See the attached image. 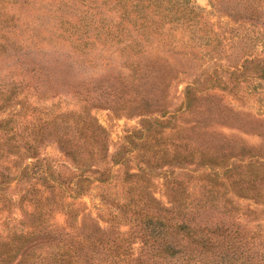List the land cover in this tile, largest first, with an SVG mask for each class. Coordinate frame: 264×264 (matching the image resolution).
<instances>
[{
    "label": "trees",
    "instance_id": "trees-1",
    "mask_svg": "<svg viewBox=\"0 0 264 264\" xmlns=\"http://www.w3.org/2000/svg\"><path fill=\"white\" fill-rule=\"evenodd\" d=\"M217 2L226 21H212L194 0H101L116 20L82 17L124 57L110 66L116 75L106 76L97 102L139 119L111 154L107 130L89 112L91 98L84 96L81 111H60L0 80V264H264V232L246 229L242 219L256 211L241 204L264 203V148L213 128L201 105L264 83V53L254 47L264 32V0ZM245 114L254 122L234 116L238 128L264 121ZM188 115L192 124L182 121ZM48 143L69 167L41 154ZM93 183L107 206L95 212L81 199Z\"/></svg>",
    "mask_w": 264,
    "mask_h": 264
},
{
    "label": "rangeland",
    "instance_id": "rangeland-1",
    "mask_svg": "<svg viewBox=\"0 0 264 264\" xmlns=\"http://www.w3.org/2000/svg\"><path fill=\"white\" fill-rule=\"evenodd\" d=\"M4 1L0 0V4ZM194 1L204 7L205 11H211L212 15L208 16L212 21L227 20L215 8L218 0ZM9 2L0 10V34L6 35L4 45L0 46V80H13L23 85V91L28 93L30 101L35 102L39 97L38 103L41 106L51 105L60 111H81L84 96L91 98L87 103L89 112L107 130L108 152L111 154L122 141L126 130L136 127L139 119L135 115L125 116L123 112L114 111L105 103L97 102L103 92L101 85L105 84L106 76L116 75L117 71L111 70L110 66L121 65L124 57L119 54L117 47L112 49L108 45H103L102 39L95 38V24L84 26L81 21L83 16L97 20L103 17L116 20L115 11L104 6L101 0H9ZM66 21L80 24V28L74 31ZM85 27L89 30H85ZM80 34L84 40H88L86 44L82 38L79 39ZM262 34L259 37L261 42H257L254 47L263 54L264 32ZM61 36L68 37L69 41ZM35 49L44 52L38 54L34 52ZM170 60L172 64L177 62L175 59H169V62ZM182 77L183 74H179V79L172 85L171 93L175 104L181 99L183 88L181 80L184 79ZM219 95L201 102L203 111L208 106L212 113L210 125L234 141H240L242 138L255 148H264V121L260 126L256 122L255 128L244 129L235 125L234 117L254 122L253 117L245 114L250 112L264 119V83L252 88L249 86L241 96ZM226 106L232 107L234 113L228 111ZM29 110L30 107H27V111ZM195 119L188 115L182 121L192 124ZM220 136L217 134V137ZM41 154L58 169L69 167L67 157L55 143L44 145ZM24 189L25 184L15 188L14 204L17 199L16 193L20 195ZM154 191L161 201H165L159 182H156ZM99 194L98 184L93 183L88 192L81 196L89 211L95 212L96 208L107 207L101 202ZM241 204L244 210L256 211L242 218L246 224L245 228L260 229L264 232V203L255 204L251 199H243ZM14 211L18 216V211ZM77 219L79 222L82 219L81 212ZM100 221L104 226V222ZM1 228L3 227L0 222ZM134 248L138 250V243Z\"/></svg>",
    "mask_w": 264,
    "mask_h": 264
}]
</instances>
